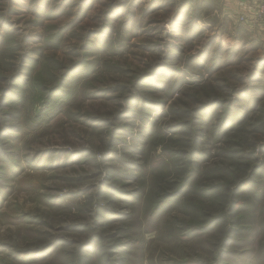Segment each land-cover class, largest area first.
<instances>
[{"label":"rangeland","instance_id":"1","mask_svg":"<svg viewBox=\"0 0 264 264\" xmlns=\"http://www.w3.org/2000/svg\"><path fill=\"white\" fill-rule=\"evenodd\" d=\"M223 14L0 0V264H264V38Z\"/></svg>","mask_w":264,"mask_h":264},{"label":"crops","instance_id":"2","mask_svg":"<svg viewBox=\"0 0 264 264\" xmlns=\"http://www.w3.org/2000/svg\"><path fill=\"white\" fill-rule=\"evenodd\" d=\"M212 2H216L219 3V1L222 4V7L224 9V17L229 20L228 21V34H233L234 36L236 35V37L240 38L239 31H242V36L244 35L246 37V39H248V49L251 48V45L254 43L256 44L259 52L262 50H260V48L258 47L259 45V41H258V37L256 33V30L253 26L252 23H237V21L235 20V18H237V16L239 17L240 15H251L252 10L255 8V5L257 3L258 0H211ZM231 20L233 21V23L231 22ZM237 24L238 27L234 28V24ZM231 25V26H230ZM239 28V31H238ZM259 35V34H258ZM235 37V38H236ZM227 39H230L227 36ZM259 42V43H258ZM261 44V43H260ZM231 45V44H228ZM232 46H241V43H239V41H236L235 43L232 44ZM252 49L256 48L255 46L252 45ZM262 48H264L262 46Z\"/></svg>","mask_w":264,"mask_h":264},{"label":"built area","instance_id":"3","mask_svg":"<svg viewBox=\"0 0 264 264\" xmlns=\"http://www.w3.org/2000/svg\"><path fill=\"white\" fill-rule=\"evenodd\" d=\"M240 20L245 23H252L256 33L264 38V0H258L251 15H240Z\"/></svg>","mask_w":264,"mask_h":264}]
</instances>
